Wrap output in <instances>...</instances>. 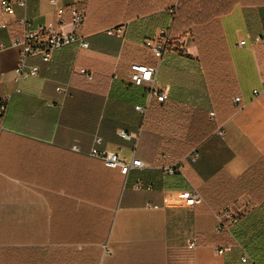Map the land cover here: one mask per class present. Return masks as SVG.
<instances>
[{
  "label": "crops",
  "instance_id": "crops-1",
  "mask_svg": "<svg viewBox=\"0 0 264 264\" xmlns=\"http://www.w3.org/2000/svg\"><path fill=\"white\" fill-rule=\"evenodd\" d=\"M178 1L25 0L0 14V99L10 98L0 119V264H242L239 248L217 249L236 243L252 249L254 232L243 221L264 212L233 183H220V173L237 179L264 158V94L254 96L264 83V0H238L221 17L235 92L231 116L214 103L190 33L179 35L161 60L144 46L171 27ZM57 7L86 12L89 48H61L49 62L32 58L39 74L18 80L20 48L12 39L22 35L19 22L57 27ZM64 19L67 25L56 29L69 33L71 15ZM117 25L122 34L108 35ZM134 63L158 66L164 102L131 82ZM145 105L143 116L137 107ZM194 110L206 111L215 130L198 146L196 163L165 175L156 168L193 147L184 141L183 116ZM222 125L224 138L216 135ZM97 137L102 149L139 158L147 168L126 178L91 158ZM137 179L152 188L134 189ZM194 191L202 203L188 206ZM226 207L240 218L238 238L216 232Z\"/></svg>",
  "mask_w": 264,
  "mask_h": 264
},
{
  "label": "built area",
  "instance_id": "built-area-1",
  "mask_svg": "<svg viewBox=\"0 0 264 264\" xmlns=\"http://www.w3.org/2000/svg\"><path fill=\"white\" fill-rule=\"evenodd\" d=\"M53 2L55 3V1ZM15 5L24 7L26 5V2L25 0L18 1L16 3L10 0H0V14H12L14 12ZM176 8L177 6L170 10V13L172 14ZM56 13L58 15L56 26L58 28L65 27L67 25V22L64 19V15H71V22L69 24L72 27V31H70L69 33L58 32L56 29L57 27H54L52 25H44L33 28L27 19H23L19 22L20 27H22L23 29L22 35L12 39V45L20 48V58L15 69L16 77L18 80L36 77L39 74V67L29 64V60L32 58H41L44 62H49L54 52L61 48L71 45H77L82 49L89 48V43L82 33L86 22V12L77 7H57ZM122 32L123 25H117L109 29L107 31V34L119 36L122 34ZM173 43L174 42L170 39L168 30H166L162 32L161 37L155 39L154 41H145L144 46L150 50L154 58H156L157 60H161L168 48L171 47ZM243 44H245V42L241 43V45ZM4 48L5 45L3 43H0V50ZM158 72L159 69L157 65L134 63L131 65L129 77L131 82L135 86L147 85L150 98H156L157 101L164 102L168 98V95L167 90L160 91L156 87V77L158 75ZM81 74L84 75L88 80H93L92 73H90L86 69H82ZM261 94H264V83L262 89L254 91V96H259ZM9 101V97H3L0 99V119H3L5 117L8 110ZM240 102L241 99L239 97H236L234 99V103L237 106ZM148 108V105L139 106L137 107V110L143 116H146ZM210 116L214 117L215 114L211 112ZM3 130L4 128L1 126L0 133ZM216 135L224 138V125L219 126L216 129ZM120 136L125 139L132 138L131 135L126 131H121ZM102 143V138L97 137L94 140V145L89 152V156L93 159L102 161L106 165V167L111 169H118L120 173L126 178H128L134 171H142L147 168L145 162L139 158L133 156L127 159L118 151H109L106 149H102ZM72 149L78 151L79 148L74 145ZM165 157L167 158V156ZM199 158V151L197 149H193L179 161L155 168L160 170L165 175H176L180 173L181 167L185 162L196 163ZM133 188L136 190L151 189L152 183H145L142 179H137L133 184ZM202 200L203 199L201 195L198 192L194 191L187 196L185 203L188 206H196L202 203ZM153 207L157 208V206ZM239 221V216L233 213L230 209H227L226 211H224V216L218 219L216 232H226L234 236L232 233V228L236 224H238ZM195 245L196 241H192L189 247L192 248ZM236 248H239L243 252L240 258L242 264H255L252 257L247 252H245L242 246L238 243L229 244L224 247L218 248L217 251L219 254H227L229 252H232Z\"/></svg>",
  "mask_w": 264,
  "mask_h": 264
},
{
  "label": "trees",
  "instance_id": "trees-1",
  "mask_svg": "<svg viewBox=\"0 0 264 264\" xmlns=\"http://www.w3.org/2000/svg\"><path fill=\"white\" fill-rule=\"evenodd\" d=\"M237 2L238 0H179L177 8L171 14L172 25L168 28L173 42L181 34L190 33L193 37L214 103L220 106L221 113L226 116L232 115L235 92L231 60L222 32L221 17L230 13ZM207 116L208 113L203 110H194L183 116L184 130L187 133L184 141L188 146H193L186 154L193 149L199 151L198 146L214 132L215 126ZM220 183H233L235 193L236 189H240L241 194H248L253 202L261 205L258 209L264 212V158L237 179L228 178L220 173ZM229 189L233 191L232 187ZM226 210L227 207L223 211ZM258 215L259 212L256 214L258 222L251 227L254 232L251 237L253 246L247 253L255 264H262L264 214L261 217ZM240 224L241 222L235 227ZM235 227L232 228V233L238 238ZM243 247L247 249L244 245Z\"/></svg>",
  "mask_w": 264,
  "mask_h": 264
},
{
  "label": "rangeland",
  "instance_id": "rangeland-1",
  "mask_svg": "<svg viewBox=\"0 0 264 264\" xmlns=\"http://www.w3.org/2000/svg\"><path fill=\"white\" fill-rule=\"evenodd\" d=\"M176 45H177V47H178V49H180L179 47H180V44L179 43H176ZM243 219V218H242ZM258 218H257V216H256V212L254 213V215L252 216V218L250 217L249 219H245L244 221H243V224H248V228H251V227H253V225L256 223V222H258V220H257ZM258 225V224H257ZM261 263L262 264H264V257L262 258V260H261Z\"/></svg>",
  "mask_w": 264,
  "mask_h": 264
}]
</instances>
